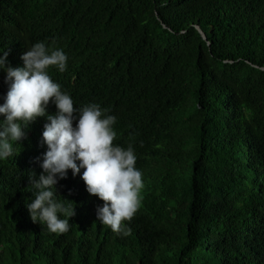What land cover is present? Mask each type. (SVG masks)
Masks as SVG:
<instances>
[{"label":"trees","instance_id":"obj_1","mask_svg":"<svg viewBox=\"0 0 264 264\" xmlns=\"http://www.w3.org/2000/svg\"><path fill=\"white\" fill-rule=\"evenodd\" d=\"M40 41L68 55L49 73L74 106L117 117L144 186L128 235L97 220L104 201L71 170L56 186L69 231L33 222L38 117L0 160V264H264V0H0V54L22 67Z\"/></svg>","mask_w":264,"mask_h":264},{"label":"clouds","instance_id":"obj_2","mask_svg":"<svg viewBox=\"0 0 264 264\" xmlns=\"http://www.w3.org/2000/svg\"><path fill=\"white\" fill-rule=\"evenodd\" d=\"M9 54L8 50L0 54V71L6 73L8 85L0 103V160L13 155L14 143L27 138L26 130L38 117L47 121L42 133L47 150L37 158L42 172L28 175L33 196L26 207L31 219L51 233L69 231L76 207L58 198L56 186L71 170L74 176L81 175L90 194L104 201L97 207V220L128 235L130 229L123 222L137 212L144 181L132 144L125 148L113 143L117 117L97 103L74 106L72 96L49 73L53 67L67 70L69 58L62 48L36 42L22 54V67L12 66ZM50 103L56 106L55 113H49Z\"/></svg>","mask_w":264,"mask_h":264},{"label":"water","instance_id":"obj_3","mask_svg":"<svg viewBox=\"0 0 264 264\" xmlns=\"http://www.w3.org/2000/svg\"><path fill=\"white\" fill-rule=\"evenodd\" d=\"M164 28H167V26L164 25ZM196 28H197L198 32L200 33V35L202 36L203 40L206 41L208 43V45L210 46L211 44L209 43L206 34L202 31V29L199 26H197ZM262 69L264 70V68H262Z\"/></svg>","mask_w":264,"mask_h":264}]
</instances>
